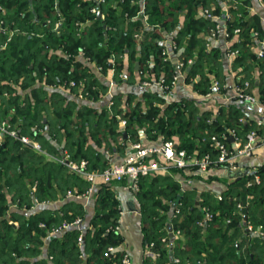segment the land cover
Wrapping results in <instances>:
<instances>
[{
    "label": "trees",
    "instance_id": "1",
    "mask_svg": "<svg viewBox=\"0 0 264 264\" xmlns=\"http://www.w3.org/2000/svg\"><path fill=\"white\" fill-rule=\"evenodd\" d=\"M230 4L231 19L226 20L229 39H233L235 29H241L232 46L238 51L233 68H242L245 74L238 84L249 80L254 87L252 72L258 67L259 101L264 105V58L258 59L253 51L264 39V26L258 15L251 14V0H231ZM201 7L213 8L215 15L225 19L219 0H146L144 15L141 0H106L105 4L97 0H0L1 117H9L21 134L40 141L50 153L62 155V150H67L74 161L86 160L93 170H104L110 165L112 153L124 151L120 139L137 142L141 132L147 142L175 140L188 155L211 154L213 158V136L229 145L230 139L223 138L228 130H234L242 140L253 130L263 138L264 127L244 119L245 114L234 103L216 112H202L190 98L167 103L168 93L152 86L144 87L142 99L119 93L110 109L99 110L45 89L61 88L74 96L84 92L86 100L94 102L102 99L108 87L78 61L83 55L101 69V74L107 75L113 68L119 84L127 79L132 82L135 74H139L141 84L162 78L170 82L174 75L185 72L186 82L199 96L213 93L212 77L220 82L222 91L223 53L207 47L216 21L202 15ZM93 8L99 9L103 18L98 19ZM180 14L184 16L181 25ZM57 23L60 27L55 30ZM78 23L84 24L80 33ZM179 26L173 37L177 43L175 62L164 54L167 45L162 32ZM11 31L16 32L12 37ZM136 33H142L143 38H135ZM191 59L194 63L189 65ZM71 82L77 87L69 90ZM37 83L41 85L36 87ZM15 85L31 89L27 98L17 93ZM118 116L127 121L124 129ZM45 129L47 134L43 133ZM254 175L259 176V184L252 182ZM176 177L192 178L195 187L196 182L218 181L227 189L221 192L223 199L219 201L217 193L198 195L195 188L182 191ZM245 177L249 179L245 189L237 188L244 177L228 182L218 174L205 180L194 169L141 178L135 194L145 248L154 243V252L160 254L152 264H264V167ZM112 184L96 187L90 218L76 200L58 210L29 213L37 203L65 200L67 191L81 192L86 186L66 167L48 162L5 137L0 143V264H122L125 253L117 249L123 238L114 229L119 225L121 206ZM179 201L180 215L173 218ZM239 204L244 206L242 210ZM205 207L214 219L200 227ZM78 218L82 219L80 226L52 234L64 222ZM169 224L172 230L181 232V237H170ZM248 226L254 230L261 227L263 237L248 233ZM163 237H167L165 243ZM109 247L115 251L108 254Z\"/></svg>",
    "mask_w": 264,
    "mask_h": 264
},
{
    "label": "built area",
    "instance_id": "2",
    "mask_svg": "<svg viewBox=\"0 0 264 264\" xmlns=\"http://www.w3.org/2000/svg\"><path fill=\"white\" fill-rule=\"evenodd\" d=\"M98 3L105 4L106 0H97ZM221 2L222 10L225 13V19H222L220 16H212L211 12L207 9L201 8L200 12L205 17L212 19L216 21V27L215 29L211 30L209 39H216L218 38V34L221 29V20H224L226 23V30H225V37L229 41H232L235 39L240 33L241 29L237 28L234 30V36L233 39H229V33L227 28V21L231 19L230 9H231V0H219ZM263 3L264 6V0H260ZM141 14L144 15L145 9H146V0H141ZM92 13L98 14L101 12L97 8H93ZM102 13V12H101ZM103 18V15L101 16ZM50 23V22H49ZM2 23H0V26ZM59 24L57 23L55 25V30H58ZM84 24H77V32L80 33L83 31ZM14 32H11V37L14 35ZM135 38L142 39L143 35L142 33H136ZM177 50V43L174 40L173 36H169V41L167 48L164 52V54L168 55V58L171 59V54L174 53V51ZM238 54L237 50H232V47H230L227 51L228 57H231L233 59L236 58ZM257 57L258 59L264 58V47H260V49L257 51ZM83 56V55H82ZM89 61V60H88ZM91 64H93L96 67V64L89 61ZM194 61L191 59L189 60L188 64H193ZM180 68L184 67V64L182 62H179ZM97 70L101 71L99 67H97ZM111 75L113 77V80L109 83L108 92L106 93L107 96H109L110 100L108 102L107 108H111L114 104V95H113V89L118 86V82L114 79V69H111ZM173 82L171 85H168L165 83V79L162 78L160 81L157 82H144L142 85L148 89L152 86H156L157 91L160 92H167L169 95L172 90L175 88L174 86L177 85L178 82L183 80L186 82L185 74L181 75L176 74L173 77ZM212 89L213 92L216 93L220 91L221 84L220 82L212 77ZM188 84V83H187ZM77 85L75 82H71L69 84V90L76 88ZM174 87V88H173ZM251 83L249 81H244L241 85L237 84L234 88V91L236 93V98L239 99L242 102L250 103V104H257L258 100L256 97L251 93ZM87 93L80 92L76 97L79 100H86ZM210 95V94H209ZM105 96V95H104ZM103 96V97H104ZM242 121V120H241ZM118 122L120 124L121 129H124L127 125V121L121 117L118 116ZM5 137H9L15 141L20 142L25 147L29 148L30 150L44 156L48 160H54L56 163H58L61 166L66 167L70 173H72L74 176L79 178L80 180L84 181L89 185V188L87 189L86 193L79 194L74 193V191H68L67 198H77L82 199L89 197L94 193L95 187L99 185H109L111 183L116 182H123L128 181L130 183L131 189L136 192L139 188V180L144 177L148 176H166L170 175V173L173 170H191L194 169L196 174L202 176L205 180L208 179L209 175H211L212 171H218L221 169L225 173L229 172H235V173H241V170L239 168V162L241 159L246 157H251L253 153L257 150V148L261 145L264 146V137L259 138L256 131L249 132L246 137L245 141L246 143L242 145L240 143V140L242 139L238 138L236 135V132L234 130H228L227 135H224V139L226 138H233L234 141L230 142V145L227 144L223 139L218 138L217 136L212 137L213 146L215 149V158L211 156V154H205L203 156H197L194 155V157H190L187 155L185 150H179L177 149V144L173 141H162L159 143H148L145 140V134L144 132H141V139L138 142L132 143L130 145L131 148V154H129L123 161L121 162H111L108 167H106L104 170H93L90 169L89 164L86 160H82L80 162L74 161L71 158L70 153L68 151L64 150L61 156H52L50 155L47 150H45L42 146V144L36 140L33 137L23 135L21 132L15 128V126L7 119H3L0 117V140L4 139ZM120 142L122 145L126 146L127 142L120 139ZM108 154V152H107ZM264 167V162H263ZM251 173V172H250ZM233 179V178H231ZM253 183L259 184L260 178L258 175H254L253 177ZM252 182L248 183V186L252 184ZM179 185L182 188V191H185L187 187L194 186V180L192 178H186L181 179L179 181ZM217 200L221 201L223 199L222 193L216 194ZM39 203H37L38 205ZM182 207V202H178L176 204L175 212L173 214V218H177L178 215H180ZM239 210H242L244 206L242 204L238 205ZM203 211L205 212L204 219L198 223L200 227H206L210 222L213 221L214 215L212 212L209 211L206 207L203 208ZM230 223V221H228ZM82 224V219L78 218L72 223L64 222L61 226H59L56 229H53L52 234H59L64 232L66 229H68L71 226H80ZM117 232H119V226H116L114 228ZM248 233H257L260 236L263 237V233L261 232V227H259L257 230H254L252 226H248L247 229ZM169 233V231H168ZM173 236L176 238L181 237V232L172 231ZM167 237L162 238V242H166ZM79 244L82 245V235L79 237ZM154 243H151L149 248L147 249L148 253L153 254L155 259H157L160 254L158 252H154L153 250ZM115 251L114 247H109L107 250V253H113ZM175 263H179V259L175 260ZM122 264H132L129 257L125 254L122 259Z\"/></svg>",
    "mask_w": 264,
    "mask_h": 264
},
{
    "label": "crops",
    "instance_id": "3",
    "mask_svg": "<svg viewBox=\"0 0 264 264\" xmlns=\"http://www.w3.org/2000/svg\"><path fill=\"white\" fill-rule=\"evenodd\" d=\"M4 12V15L7 16L5 10H1ZM251 14L258 15L261 19L262 26H264V6L262 1L260 0H251V7H250ZM180 25L184 21L183 14H180L178 16ZM226 23L224 20H221V29L218 34V38L216 39H209L208 40V49L217 48L221 49L223 53L222 58V80H223V89L220 92H216L213 94V96L209 99L207 103L205 102V105H208L207 108L202 109H215L216 107L223 105L227 106L229 104H236L245 114L244 119H247L248 121H252L257 126L264 127V105L261 104L259 101V91L257 88L259 78L261 76L260 69L258 67L255 68V70L252 72L253 79H255L256 85L251 88V93L256 97L258 100L257 104H250L242 101L236 100V93L234 91L235 86L245 78V74H242V68L235 69L233 68L234 59L231 57H228L227 51L230 47L233 46V44L236 42V38L232 41H229L225 37V30H226ZM179 28L175 30H170L169 32H162V36L164 38V44L168 45L169 36H176ZM16 34L15 31H11ZM264 47V39L257 43V46L254 48V52L257 53V51L260 49V47ZM171 58L174 59L175 62H177L178 56L171 54ZM78 61L85 64V66H88L93 73L96 74V76L99 78V81L106 87L109 88V83L111 80H113V77L111 75V71L109 74L104 75L101 74L97 68L91 64L87 59H85L82 56H79ZM129 65L126 62L124 67V77L125 79L128 72H129ZM249 81V80H245ZM250 82V81H249ZM7 83V82H6ZM5 83V85H7ZM41 84L37 83L36 87H39ZM252 86V85H251ZM17 93L20 94L22 98H27V95L30 93L31 89L27 88H20L15 85ZM156 87V86H153ZM45 88V87H44ZM45 89L49 90L50 92L56 91L61 94H64L67 98L73 99L75 101H78L80 106H89L92 108H97L101 110V108H107L108 102L110 100L109 96L105 95L97 102L89 101V100H79L74 94L69 93L68 91H65L61 88L55 89L46 87ZM145 91L144 86L140 83V77L139 74H135L133 77L132 82H129L128 79L124 82H121L118 84L117 87L113 89V95L114 97L116 95H119V93H122L123 95L133 94L138 96L139 99H142V93ZM182 98H190L192 100H195L196 102L203 101V98L199 96L192 87L185 83L183 80H181L175 88L172 90V92L166 96V102L169 103L170 101L180 100ZM0 102H2L0 100ZM216 106V107H215ZM2 115L0 114V117ZM3 118V117H1ZM44 134H47V129L44 130ZM57 145V144H56ZM45 149V148H44ZM46 150V149H45ZM64 151V150H62ZM67 151V150H66ZM52 156H61V155H55L53 153H50ZM131 148L126 145L124 151L122 152H114L110 155L111 162H121L123 161L129 154H131ZM48 162L56 163L54 160H48L45 158ZM264 161V146L261 145L257 148V150L253 153L251 157H246L240 160L239 162V168L241 172L250 171L255 172L260 167L263 166ZM110 162V163H111ZM70 172V171H69ZM220 174L223 176L224 174L219 173L218 171H212V176H217ZM77 178V177H76ZM79 179V178H78ZM182 178L176 177L175 181L179 184V181H181ZM225 179L228 182H236L235 179L226 178ZM80 180V179H79ZM82 181V180H80ZM84 182V181H82ZM196 187H187L186 190L190 189H196L198 195L202 192H211V193H221L225 191L227 188L226 186L218 181H212L209 183H203V182H196ZM84 185L86 188H89V185L84 182ZM112 190L114 191L115 195L117 196L118 200L120 201V208H121V214L119 218V233L121 234L123 241L120 245V247L117 249L118 251L124 252L129 259L131 260L132 264H152V261L155 260V257L153 254L148 253L147 249L145 248L144 243V236L142 232V225H141V214L139 211V204L138 200L136 198L135 192L131 189L130 183L128 181L124 182H116L112 184ZM86 188L81 190V192H85ZM97 188L95 187L94 193L90 195L89 197L77 199V198H65V200L56 201V202H45L38 204L37 206H34L32 210L29 213H33L34 211H39L41 209H51V210H58L60 209L66 202L76 200L80 204L84 206L85 209V215L87 218L92 217L94 214V201H95V194H96ZM12 209H16L15 207H12ZM154 263V261H153Z\"/></svg>",
    "mask_w": 264,
    "mask_h": 264
},
{
    "label": "rangeland",
    "instance_id": "4",
    "mask_svg": "<svg viewBox=\"0 0 264 264\" xmlns=\"http://www.w3.org/2000/svg\"><path fill=\"white\" fill-rule=\"evenodd\" d=\"M202 8V7H201ZM204 9H207V10H209L210 12H211V15L212 16H219V15H215L214 13H213V8L211 9V8H204ZM1 22V21H0ZM189 62V61H188ZM190 65V64H189ZM181 75L183 74V76H184V74H185V77H186V73L185 72H181L180 73ZM174 79V78H173ZM173 79L170 81V82H166L165 81V83L166 84H168V85H171L172 84V82H173ZM160 81V80H159ZM179 83V82H178ZM177 83V84H178ZM185 83H187V82H185ZM176 86V85H175ZM174 86V87H175ZM173 87V88H174ZM210 94V95H209ZM213 94H214V92L213 93H208L207 95H205V96H201L202 98H203V101H201V102H196L195 100V102H196V105L198 106V110L199 111H202V112H207V111H211V112H216L218 109H219V107H222L223 105H220V106H218V107H216L215 109H213V108H211V109H202V108H207L208 107V105H209V103L207 104V105H205V102L207 103L208 101H210L209 99L213 96ZM205 101V102H204ZM207 106V107H206ZM3 119H7V120H9L10 121V118L9 117H7V118H5V117H3ZM27 136H29V135H27ZM147 139L145 138V140L144 141H146ZM4 141V139H1L0 140V143H2ZM139 141V140H138ZM137 141V142H138ZM167 141H173L174 143H176L177 144V142L175 141V140H167ZM40 142V141H39ZM147 142V141H146ZM231 142V141H230ZM41 143V142H40ZM121 143V142H120ZM132 143H135V142H127V145L130 147V145L132 144ZM148 143H151V142H148ZM157 143H159V142H157ZM240 143H242V145H244L245 143H246V141L245 140H240ZM122 145V144H121ZM178 147V146H177ZM177 149H179V148H177ZM179 150H184V149H179ZM187 153V152H186ZM188 155V154H187ZM188 156H190V157H194V155H188ZM264 162V161H263ZM219 173H221V174H224L223 175V177H226L227 178V176H226V174L227 173H225V172H223L221 169H219V171H218ZM212 173V172H211ZM190 178V177H189ZM233 179H235L236 180V177L235 178H233ZM248 180L249 179H247L246 177H244V178H242L240 181H239V183L237 184V188H241V189H245L246 188V185H247V182H248ZM131 187V186H130ZM86 191H87V188H86ZM86 191L85 192H77V193H79V194H83V193H86ZM74 193H76V192H74ZM66 197H67V195H68V191L66 192ZM119 226V225H118ZM262 232V231H261ZM261 244H262V242H261ZM240 249V248H239Z\"/></svg>",
    "mask_w": 264,
    "mask_h": 264
},
{
    "label": "water",
    "instance_id": "5",
    "mask_svg": "<svg viewBox=\"0 0 264 264\" xmlns=\"http://www.w3.org/2000/svg\"><path fill=\"white\" fill-rule=\"evenodd\" d=\"M101 16H102V13L99 12V13L97 14L98 19H101ZM188 71H190V68L188 69ZM230 141L233 142L234 139H233V138H230ZM248 173H250L249 170L246 171V172H241V173L229 172V173L226 174V176H227L228 178H230V179L236 177V181H239L242 177H245ZM168 231H169L170 237H173V233H172L173 230H172V226H171V224L168 225ZM243 240H244V237H242V238L239 240V242L237 243V248H238V249L240 248V245H241V243H242ZM239 254H240V252H239Z\"/></svg>",
    "mask_w": 264,
    "mask_h": 264
}]
</instances>
